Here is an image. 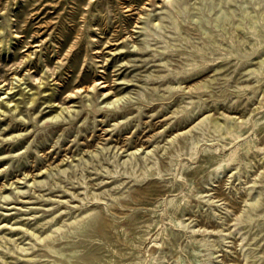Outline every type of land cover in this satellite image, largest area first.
Listing matches in <instances>:
<instances>
[{"label":"rangeland","instance_id":"obj_1","mask_svg":"<svg viewBox=\"0 0 264 264\" xmlns=\"http://www.w3.org/2000/svg\"><path fill=\"white\" fill-rule=\"evenodd\" d=\"M0 264H264V0H0Z\"/></svg>","mask_w":264,"mask_h":264},{"label":"bare ground","instance_id":"obj_2","mask_svg":"<svg viewBox=\"0 0 264 264\" xmlns=\"http://www.w3.org/2000/svg\"><path fill=\"white\" fill-rule=\"evenodd\" d=\"M29 3V2H28ZM40 6V5H39ZM42 6V5H41ZM29 11V10H28ZM21 12V11H20ZM30 16H31V14H30ZM36 17V16H35ZM34 17V18H35ZM37 19V18H36ZM27 23V22H26ZM29 28V27H28ZM41 29V28H40ZM19 30V29H18ZM23 31V30H22ZM25 31V30H24ZM28 31V30H27ZM64 32V31H63ZM22 34V33H21ZM38 35V34H37ZM41 35V34H40ZM32 36V35H31ZM39 36V35H38ZM19 37H21V36H19ZM18 37V38H19ZM67 37V36H66ZM37 38V37H36ZM20 40V39H19ZM33 40V39H32ZM3 41H5V40H3ZM7 42V41H6ZM20 42H21V40H20ZM31 42V41H30ZM62 42V41H61ZM6 43H4V45H5ZM10 46V45H9ZM22 46H24V45H22ZM6 47V46H5ZM4 47V48H5ZM9 48V47H8ZM31 57V52H29L27 55H26V58H30ZM29 62V61H28ZM26 67V66H25ZM19 68V67H18ZM23 68V67H22ZM10 69V68H9ZM22 70V69H21ZM20 71V70H19ZM13 72V71H12ZM11 72V73H12ZM18 72V71H17ZM96 82V80H93V83H95ZM12 84V83H11ZM12 87V86H11ZM39 87H40V85H39ZM23 91V90H22ZM21 91V92H22ZM21 94V93H20ZM24 94V93H23ZM22 94V95H23ZM40 94H41V92H40ZM52 94V93H51ZM25 95V94H24ZM51 96V95H50ZM38 98L37 97H32L31 99H27L28 100V102H29V104H32V103H34L36 100H37ZM51 99H49V101H50ZM13 101H14V99H13ZM5 102V101H4ZM6 103V102H5ZM7 103H8V101H7ZM44 103V102H43ZM47 103H49V102H47ZM10 104H11V102H10ZM9 103H8V106L6 107V108H8L9 107V105H10ZM16 104V103H15ZM19 104V103H18ZM50 104V103H49ZM6 105V104H5ZM12 105V104H11ZM14 105V104H13ZM33 105V104H32ZM1 106H2V103H1ZM15 106V105H14ZM17 107V106H16ZM5 108V109H6ZM14 108V107H13ZM16 110L17 109H15L14 111H15V113H16ZM64 110V109H63ZM11 110H10V107H9V110L6 112V113H8V112H10ZM50 111V110H49ZM55 112L56 113H62V110H59L58 112H57V109H55ZM5 113V112H4ZM12 113V112H11ZM18 113V112H17ZM233 157V153L231 154V158Z\"/></svg>","mask_w":264,"mask_h":264}]
</instances>
